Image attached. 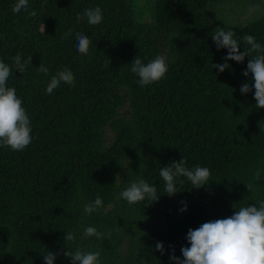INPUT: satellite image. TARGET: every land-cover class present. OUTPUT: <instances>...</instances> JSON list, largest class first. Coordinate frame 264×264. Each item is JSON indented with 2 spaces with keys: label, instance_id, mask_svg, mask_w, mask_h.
<instances>
[{
  "label": "trees",
  "instance_id": "obj_1",
  "mask_svg": "<svg viewBox=\"0 0 264 264\" xmlns=\"http://www.w3.org/2000/svg\"><path fill=\"white\" fill-rule=\"evenodd\" d=\"M148 1L140 11L135 0H28L14 13L17 0H0V60L12 68L7 85L32 127L23 151L0 147V264H45L43 254L61 249L98 251L100 264H171L169 246L183 259L189 229L264 201V109L256 108L254 89L240 92L251 81L242 75L248 58L214 69L228 52L210 35L224 27L241 52L244 35L264 46V0ZM250 5H260L254 17L229 25L235 7ZM97 6L102 23L77 19ZM76 33L90 37L87 55L77 51ZM17 53L32 56L22 74L11 59ZM138 55L145 63L165 56L166 76L138 86L130 70ZM41 62L47 75L37 71ZM65 67L73 84L47 94ZM181 159L189 169L208 167L210 181L196 189L180 177L169 197L159 172ZM138 178L157 187L158 201L120 197ZM97 195L102 207L86 214ZM90 226L104 235L85 237ZM68 232L74 242L64 240ZM54 264L71 261L61 254Z\"/></svg>",
  "mask_w": 264,
  "mask_h": 264
},
{
  "label": "clouds",
  "instance_id": "obj_2",
  "mask_svg": "<svg viewBox=\"0 0 264 264\" xmlns=\"http://www.w3.org/2000/svg\"><path fill=\"white\" fill-rule=\"evenodd\" d=\"M255 7L259 8L260 5ZM22 9H28V0H17L12 11L19 13ZM30 15L36 16L37 13L32 11ZM85 17L90 25H98L103 21L102 10L98 6L85 9L82 16L78 14L77 19L83 20ZM71 34L69 30L65 35L70 36ZM210 35L218 50L227 49L228 52V55L223 58L225 63L213 64L214 69L223 73L230 67L227 61L243 63L245 58H248L247 70L242 75L251 76V81L243 83L240 92L242 95H247L254 89L256 108L264 109V46L257 43L255 37L244 35L242 41L246 47H243L244 50L241 52V43L237 40L235 32L224 27H217ZM76 40L77 51L82 55H87L92 43L90 37L76 33ZM11 59L16 70L22 74L30 66L32 56L24 59L20 53H17ZM130 70L138 77V86L145 87L163 79L168 72V64L163 55H157L147 63L138 55L131 63ZM37 71L45 75L49 72L42 62ZM11 75L12 68L0 60V147L23 151L32 142V127L30 118L23 107V101L17 96L16 88L7 85ZM61 82L69 85L74 82V75L67 67L57 71L51 77L46 93L51 94ZM159 175L164 182V191L171 197L179 191L177 184L183 183V180L178 178H187L193 188L199 189L209 183L211 170L199 165L189 169L186 167L185 160L181 159L179 162L173 161L162 167ZM254 178L260 180L259 170L254 173ZM246 187L249 191L251 190L250 184ZM120 197L129 204L143 202L146 199L156 202L159 199L157 187L150 185L142 178L131 182L120 193ZM182 203L184 207L180 209L181 213L187 211L186 202ZM102 205V198L97 195L94 202H89L84 206V212L92 214ZM83 235L85 237L95 236L99 239L104 234L90 226L84 229ZM64 240L74 242L76 236L68 232ZM186 240L189 246L181 248L183 259L175 255L174 246H169L172 248V254L169 257L171 264H264V201L241 206L229 217L207 221L196 229H189ZM155 250L161 252L162 255L165 254L163 243L158 242ZM61 254L70 259L71 264H100V252L79 249L76 251L61 249L60 253L56 254L47 251L43 254L45 264H54L58 255Z\"/></svg>",
  "mask_w": 264,
  "mask_h": 264
},
{
  "label": "rangeland",
  "instance_id": "obj_3",
  "mask_svg": "<svg viewBox=\"0 0 264 264\" xmlns=\"http://www.w3.org/2000/svg\"><path fill=\"white\" fill-rule=\"evenodd\" d=\"M149 2L148 0H135L134 5H136V9H140V11L144 10V3ZM139 13L141 14V12ZM258 12V9L254 7V5H250L248 7L237 6L230 12V21L229 25H234L237 23H246L249 19L255 16ZM142 19V15L139 16ZM143 18L149 19V15H143Z\"/></svg>",
  "mask_w": 264,
  "mask_h": 264
}]
</instances>
